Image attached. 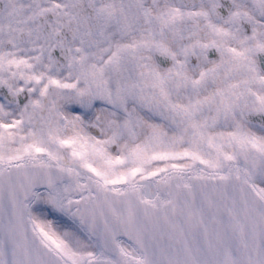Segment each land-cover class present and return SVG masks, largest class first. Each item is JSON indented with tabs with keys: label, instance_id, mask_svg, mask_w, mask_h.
<instances>
[{
	"label": "snow or ice",
	"instance_id": "6c2138e0",
	"mask_svg": "<svg viewBox=\"0 0 264 264\" xmlns=\"http://www.w3.org/2000/svg\"><path fill=\"white\" fill-rule=\"evenodd\" d=\"M0 264H264V0H0Z\"/></svg>",
	"mask_w": 264,
	"mask_h": 264
}]
</instances>
